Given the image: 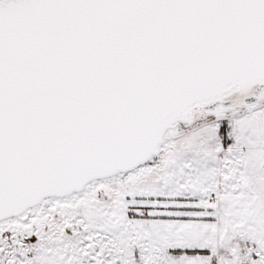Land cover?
<instances>
[{"label":"snow or ice","instance_id":"snow-or-ice-1","mask_svg":"<svg viewBox=\"0 0 264 264\" xmlns=\"http://www.w3.org/2000/svg\"><path fill=\"white\" fill-rule=\"evenodd\" d=\"M0 264H264V0H0Z\"/></svg>","mask_w":264,"mask_h":264}]
</instances>
